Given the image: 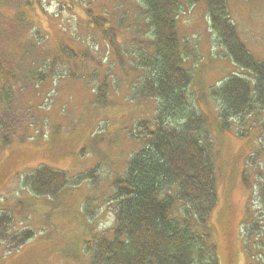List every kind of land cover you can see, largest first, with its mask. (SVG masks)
Returning a JSON list of instances; mask_svg holds the SVG:
<instances>
[{"label": "rangeland", "instance_id": "rangeland-1", "mask_svg": "<svg viewBox=\"0 0 264 264\" xmlns=\"http://www.w3.org/2000/svg\"><path fill=\"white\" fill-rule=\"evenodd\" d=\"M70 1L42 0L45 13L33 11L31 17L49 38L43 47L62 49L71 40L79 57L61 55L62 76L22 92L18 86L0 90V98L6 94L0 100V214L12 217V233H34L17 250L0 242V264H93L94 245L114 240L121 199L117 183L142 150L145 132L158 128L159 101L134 96L143 80V71H132L135 57H124L125 69L119 68L102 34L93 36L85 24L83 8L68 10ZM78 1L95 11L102 5V0ZM128 2L136 5V0ZM226 2L239 38L264 63V0ZM183 6L177 25L184 68L193 77L189 104L205 118L216 168L218 200L208 233L219 264H264V213L257 197L264 185V141L258 130L264 113L243 120L221 117L222 104L213 90L234 75L253 83L251 74L233 63L211 32L204 3L188 7L183 1ZM127 38L122 35L121 42ZM86 50L94 58H85ZM104 81L108 97L101 105L96 91ZM170 120V125L179 124ZM143 122L148 124L143 127ZM39 168L66 175L68 184L57 196H37L25 186V179ZM187 212L177 202L171 219L183 222ZM257 222L259 232L254 233L250 227ZM192 231L205 232L195 219Z\"/></svg>", "mask_w": 264, "mask_h": 264}, {"label": "trees", "instance_id": "trees-1", "mask_svg": "<svg viewBox=\"0 0 264 264\" xmlns=\"http://www.w3.org/2000/svg\"><path fill=\"white\" fill-rule=\"evenodd\" d=\"M183 1L188 7L204 3L211 32L233 63L249 72L253 80L251 83L234 75L213 90L222 104L221 117L243 120L253 113H264V63L258 62L239 38L226 0H136V5L128 0H102L97 11L90 4L71 0L68 10L83 8L85 24L93 36L102 34L115 51L119 68L124 70L128 59L135 57L132 71H143V80L134 96L159 101L155 115L158 128L145 132L142 150L129 164L124 180L117 183L121 199L115 209L114 240L94 245L93 264H219L217 246L208 233L218 200L213 146L204 116L189 104L187 90L193 77L184 68L177 25ZM33 11L45 13L42 0H0L1 91L5 86H18L22 92L62 76L65 57L61 59V55L79 57L76 42L71 40L62 49V45L43 47L49 38L35 26ZM125 34L128 38L121 42ZM84 54L85 58L92 56L87 50ZM124 57L129 58L126 61ZM107 91L105 81L97 87L98 104L106 103ZM170 119L179 124L170 125ZM258 130L264 141V115ZM262 148L264 155V145ZM24 184L37 196L55 197L68 179L62 172L39 168ZM257 197L264 213V185L259 186ZM177 202L188 207L183 222L171 219ZM193 219L205 232L192 231ZM258 225L250 230L258 233ZM12 230V217L1 213L0 242L7 243L10 251L34 237L28 229L18 234Z\"/></svg>", "mask_w": 264, "mask_h": 264}, {"label": "bare ground", "instance_id": "bare-ground-1", "mask_svg": "<svg viewBox=\"0 0 264 264\" xmlns=\"http://www.w3.org/2000/svg\"><path fill=\"white\" fill-rule=\"evenodd\" d=\"M261 218H263V217H261ZM257 221H259V219Z\"/></svg>", "mask_w": 264, "mask_h": 264}]
</instances>
